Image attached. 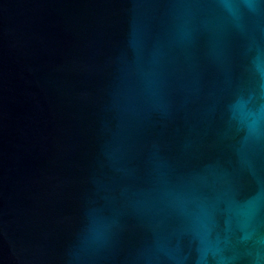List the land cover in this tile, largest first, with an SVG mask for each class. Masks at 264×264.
<instances>
[{
    "label": "water",
    "instance_id": "obj_1",
    "mask_svg": "<svg viewBox=\"0 0 264 264\" xmlns=\"http://www.w3.org/2000/svg\"><path fill=\"white\" fill-rule=\"evenodd\" d=\"M0 264H264V0H0Z\"/></svg>",
    "mask_w": 264,
    "mask_h": 264
}]
</instances>
